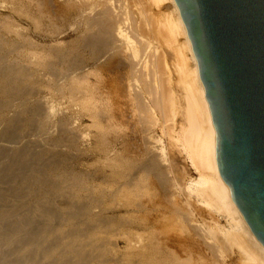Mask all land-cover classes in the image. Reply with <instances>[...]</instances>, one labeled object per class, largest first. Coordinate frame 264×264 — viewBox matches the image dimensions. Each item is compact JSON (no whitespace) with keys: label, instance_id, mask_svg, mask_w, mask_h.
I'll return each mask as SVG.
<instances>
[{"label":"bare ground","instance_id":"6f19581e","mask_svg":"<svg viewBox=\"0 0 264 264\" xmlns=\"http://www.w3.org/2000/svg\"><path fill=\"white\" fill-rule=\"evenodd\" d=\"M0 9V264H264L175 0Z\"/></svg>","mask_w":264,"mask_h":264},{"label":"water","instance_id":"95a60500","mask_svg":"<svg viewBox=\"0 0 264 264\" xmlns=\"http://www.w3.org/2000/svg\"><path fill=\"white\" fill-rule=\"evenodd\" d=\"M215 131L222 182L264 246V0H175Z\"/></svg>","mask_w":264,"mask_h":264},{"label":"rangeland","instance_id":"374dc122","mask_svg":"<svg viewBox=\"0 0 264 264\" xmlns=\"http://www.w3.org/2000/svg\"><path fill=\"white\" fill-rule=\"evenodd\" d=\"M166 5H167V4H166ZM167 9H168V8H164V9H163V12L166 11ZM0 11H1L2 14H3V12H4V13H7V11H4V10H2V9H0ZM1 13H0V14H1ZM15 21H18V19L15 20ZM24 23H25L26 25H25ZM27 23H28L29 26L27 25ZM22 25H23V27H24L25 29H19V28H17V30H21V31H23V32H24V30H25V34H27V35H29V36H32V34H28V33L32 32V30H31L32 28L30 27L29 22H25V21H24V22L22 23ZM26 26H27L28 28H26ZM28 30H29V31H28ZM30 30H31V31H30ZM26 31H27V32H26ZM7 34H8L9 36L13 37V38H16V36H15L14 33H10V34L7 33ZM164 50L169 51L168 49H164ZM166 53H168V52H166ZM170 53H171V52H170ZM169 56L172 57L171 54H169V55L166 54V57H167L168 60H169V58H170ZM170 59H171V58H170ZM169 61H170V60H169ZM174 89H176L175 91L178 90V89L176 88V86H174ZM178 91H179V90H178ZM124 103H125V102H124ZM119 105H120V104H119ZM122 107H123V109L117 111V112H119V113H117V112L115 111V114H117V116L115 115L116 120L119 121V122H123L124 124H125L126 122L128 123V121L131 122L132 119H131V117L129 116V110H128V108L124 110L125 107H124L123 105L121 106V108H122ZM122 110H124V111H122ZM126 110L128 111L127 113L125 112ZM120 111H121V112H120ZM122 112H123V113L125 112L126 114L124 115ZM120 114H121V115H120ZM117 117H118V119H117ZM128 119H129V120H128ZM127 120H128V121H127ZM89 123H90V120L86 119L85 122H84V125H88ZM124 126H125V125H124ZM124 128H125V127H124ZM126 128H127V125H126ZM126 128H125L124 130L127 132ZM153 131H154V134L156 135V137L159 138L160 134L158 133V131H157L156 129H153ZM94 132H95V130H93V133H94ZM128 132L130 133L129 136H131V135L134 136L133 133H131L130 131H128ZM128 132H127V133H128ZM129 133H128V134H129ZM132 136H131V137H132ZM131 137H130V138H131ZM160 137H161V136H160ZM163 141H164V140H163ZM203 216H204V214H202V216H201V215H196V220L199 221V222H201ZM174 233H175V232H170L171 235H173ZM180 239L184 240V239H186V237H185V236H181ZM120 246L123 247L122 243H120ZM177 251H178V254H179V255H183V252H182V254H181V252H180V250H179V247H178V250H177Z\"/></svg>","mask_w":264,"mask_h":264}]
</instances>
